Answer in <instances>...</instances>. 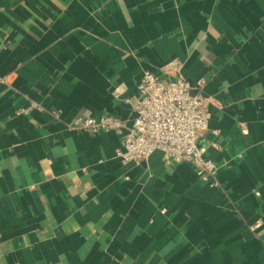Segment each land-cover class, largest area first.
<instances>
[{
  "label": "crops",
  "instance_id": "obj_1",
  "mask_svg": "<svg viewBox=\"0 0 264 264\" xmlns=\"http://www.w3.org/2000/svg\"><path fill=\"white\" fill-rule=\"evenodd\" d=\"M145 70L205 79L216 186L67 128ZM0 264H264V0H0Z\"/></svg>",
  "mask_w": 264,
  "mask_h": 264
},
{
  "label": "built area",
  "instance_id": "obj_2",
  "mask_svg": "<svg viewBox=\"0 0 264 264\" xmlns=\"http://www.w3.org/2000/svg\"><path fill=\"white\" fill-rule=\"evenodd\" d=\"M204 85L202 78L194 83L178 74L161 79L145 70L135 96L126 101L132 111L130 119L107 114L99 119L77 116L67 128L92 134L115 132L121 137L116 157L123 164L139 165L160 151L166 166L191 164L201 181L214 187L218 184L214 180L218 168L207 154L208 145L201 141L210 118L207 99L200 91Z\"/></svg>",
  "mask_w": 264,
  "mask_h": 264
}]
</instances>
